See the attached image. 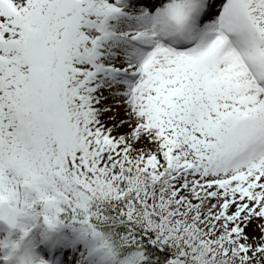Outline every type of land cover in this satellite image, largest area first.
I'll return each mask as SVG.
<instances>
[{
  "label": "snow or ice",
  "instance_id": "snow-or-ice-1",
  "mask_svg": "<svg viewBox=\"0 0 264 264\" xmlns=\"http://www.w3.org/2000/svg\"><path fill=\"white\" fill-rule=\"evenodd\" d=\"M0 264H264V0H0Z\"/></svg>",
  "mask_w": 264,
  "mask_h": 264
}]
</instances>
